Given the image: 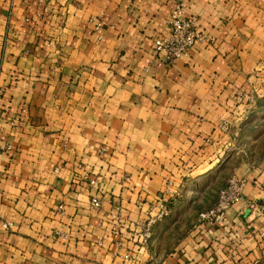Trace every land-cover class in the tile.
Wrapping results in <instances>:
<instances>
[{
	"label": "crops",
	"instance_id": "0c3cea01",
	"mask_svg": "<svg viewBox=\"0 0 264 264\" xmlns=\"http://www.w3.org/2000/svg\"><path fill=\"white\" fill-rule=\"evenodd\" d=\"M178 1L0 0V264H264L263 107L237 101L264 104V0H186L207 42L166 63ZM168 180L149 245L119 248Z\"/></svg>",
	"mask_w": 264,
	"mask_h": 264
},
{
	"label": "built area",
	"instance_id": "2783aa9c",
	"mask_svg": "<svg viewBox=\"0 0 264 264\" xmlns=\"http://www.w3.org/2000/svg\"><path fill=\"white\" fill-rule=\"evenodd\" d=\"M186 0H179L173 8L169 11L165 19V24L168 26V35L156 38L153 42V51L156 54H162L166 63L173 61L186 55L187 51L197 43L207 42L206 37L202 34L198 20L193 17L184 16ZM101 23L98 20L96 29L100 27ZM237 101L250 103L252 98L245 94H239ZM10 149L5 146L3 149L0 147V152ZM94 181L90 180L89 184L94 185ZM244 187V180L231 176L227 179L224 186L217 192V198L214 205L198 215L200 221L207 223L211 226L224 221L225 212L238 200L241 199ZM181 196L179 186H175L172 180H168L164 189L163 195L157 201L156 206L147 212L146 219L142 222H137L128 228L123 238L116 240V245L124 249L125 243H129L132 247L139 249H146L152 239L153 227L162 222L170 213V203ZM253 203H248V207H252ZM256 205V203H254ZM101 201L96 194L90 199V206L93 209H98ZM254 205V206H255ZM62 210V206L58 207V211ZM264 213V209H263ZM118 222V218L113 216ZM115 226H119V222ZM4 231H10L13 228V223L5 222L1 224ZM125 252V251H124ZM124 258L128 259L127 252Z\"/></svg>",
	"mask_w": 264,
	"mask_h": 264
},
{
	"label": "rangeland",
	"instance_id": "374dc122",
	"mask_svg": "<svg viewBox=\"0 0 264 264\" xmlns=\"http://www.w3.org/2000/svg\"><path fill=\"white\" fill-rule=\"evenodd\" d=\"M254 98H255V97H254ZM254 98H252V101H251L250 103H247L246 106H249V107H250V109L248 108V109L250 110V112H253L254 109H255L256 112H260V111H261V110L259 111L260 106L263 107V108H262V111H263V112H262V115H258V114H257L256 117H257V118L260 117V118H263V119H264V104L259 105L257 101L254 102V101H255ZM254 103H255V104H254ZM258 120H259V119H257L256 122H255L256 125L259 123ZM260 123H262V124H258V125H262V129H261L258 133H260V132L263 130V128H264V127H263L264 121H263V122H260ZM258 127H259V126H258ZM260 127H261V126H260Z\"/></svg>",
	"mask_w": 264,
	"mask_h": 264
}]
</instances>
